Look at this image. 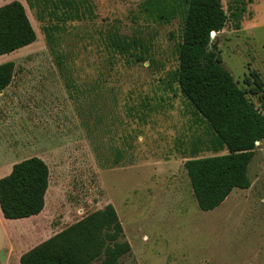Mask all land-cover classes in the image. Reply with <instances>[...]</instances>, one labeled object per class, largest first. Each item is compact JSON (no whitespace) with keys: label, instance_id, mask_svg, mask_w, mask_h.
Returning <instances> with one entry per match:
<instances>
[{"label":"rangeland","instance_id":"rangeland-1","mask_svg":"<svg viewBox=\"0 0 264 264\" xmlns=\"http://www.w3.org/2000/svg\"><path fill=\"white\" fill-rule=\"evenodd\" d=\"M19 1L36 40L0 55V63L15 64L0 92V177L38 156L50 179L39 215L6 219L0 212V264H19L23 252L107 203L131 246L120 264H264V140L249 163L248 188H233L206 211L193 195L183 163L193 142L211 133L181 92L164 85L177 64L178 20L147 23L141 0H88L93 17L69 21L60 38L70 55L61 70L44 37L47 19L31 0ZM220 1L228 13L232 0ZM244 1L239 27L229 18L210 38L246 89L251 70L264 82V0ZM107 29L150 35L153 64L111 56L103 45Z\"/></svg>","mask_w":264,"mask_h":264},{"label":"trees","instance_id":"trees-1","mask_svg":"<svg viewBox=\"0 0 264 264\" xmlns=\"http://www.w3.org/2000/svg\"><path fill=\"white\" fill-rule=\"evenodd\" d=\"M31 1L38 9V18L48 21L42 27L44 37L62 70L70 56L60 45L66 24L92 18V6L88 0ZM245 5L244 0H232L227 13L220 0H141L138 3V12L147 23L169 24L174 19L179 22L177 64L167 73L164 85L181 92L211 133L205 141L193 142V153L183 163L193 195L204 211L219 206L233 188L250 186L248 166L256 141L264 140V82L251 70L243 81L247 88L239 87L211 46L210 32L220 31L229 18L238 28ZM102 36L104 48L111 56L134 63L148 60L153 64L150 35L122 34L117 29H107ZM35 40L36 31L23 3L11 0L0 5V55ZM14 68L12 60L0 63V92L12 81ZM248 94L257 97L259 107ZM139 115L143 118L146 112L142 109ZM203 149L215 154L197 156ZM223 150L227 152L218 154ZM49 179V167L38 156L14 163L9 173L0 177L1 215L18 219L39 214L45 205ZM123 237L116 209L107 203L23 252L19 264H120V258L131 250Z\"/></svg>","mask_w":264,"mask_h":264},{"label":"water","instance_id":"water-1","mask_svg":"<svg viewBox=\"0 0 264 264\" xmlns=\"http://www.w3.org/2000/svg\"><path fill=\"white\" fill-rule=\"evenodd\" d=\"M214 34V31L210 32V36H212ZM258 143V141H256V144Z\"/></svg>","mask_w":264,"mask_h":264},{"label":"crops","instance_id":"crops-1","mask_svg":"<svg viewBox=\"0 0 264 264\" xmlns=\"http://www.w3.org/2000/svg\"><path fill=\"white\" fill-rule=\"evenodd\" d=\"M22 2V1H21ZM45 206V205H44ZM44 209V208H43ZM40 214V213H39ZM39 214H37V215H39ZM37 215H32V217H34V216H37ZM29 217H31V216H29Z\"/></svg>","mask_w":264,"mask_h":264},{"label":"bare ground","instance_id":"bare-ground-1","mask_svg":"<svg viewBox=\"0 0 264 264\" xmlns=\"http://www.w3.org/2000/svg\"><path fill=\"white\" fill-rule=\"evenodd\" d=\"M259 142V141H258Z\"/></svg>","mask_w":264,"mask_h":264}]
</instances>
